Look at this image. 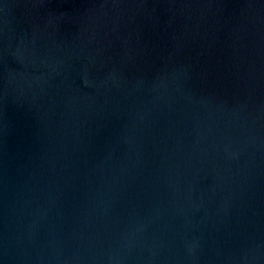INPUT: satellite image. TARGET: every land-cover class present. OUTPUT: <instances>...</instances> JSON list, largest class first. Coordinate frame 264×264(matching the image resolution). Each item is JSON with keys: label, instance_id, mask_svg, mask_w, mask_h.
<instances>
[{"label": "water", "instance_id": "95a60500", "mask_svg": "<svg viewBox=\"0 0 264 264\" xmlns=\"http://www.w3.org/2000/svg\"><path fill=\"white\" fill-rule=\"evenodd\" d=\"M0 264H264V0H0Z\"/></svg>", "mask_w": 264, "mask_h": 264}]
</instances>
